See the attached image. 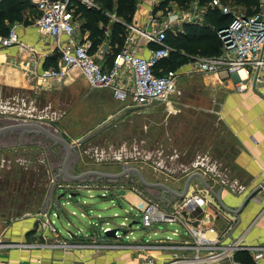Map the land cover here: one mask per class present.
I'll list each match as a JSON object with an SVG mask.
<instances>
[{
	"label": "rangeland",
	"instance_id": "rangeland-1",
	"mask_svg": "<svg viewBox=\"0 0 264 264\" xmlns=\"http://www.w3.org/2000/svg\"><path fill=\"white\" fill-rule=\"evenodd\" d=\"M138 2L139 0H136V3ZM228 5L231 9L240 11L238 6ZM87 6L97 8L100 7V3L91 0ZM189 9L190 6L182 8L178 4L165 2L162 10L157 14L158 21H164L168 12L175 13L178 10L188 12ZM26 11L22 20L15 22L32 25L25 22V17L34 15L32 6ZM111 16L115 18L114 15ZM11 23L8 22L9 25ZM82 24L83 18L81 17ZM176 28H181V26L176 25ZM32 39L41 47L45 46L50 49L54 46L51 38L39 36L33 30L30 37L25 38V42L29 43ZM106 42L108 43L107 40ZM26 52L29 56L32 54L31 51L26 50ZM42 54L44 53L40 52V55ZM54 54L57 52L54 51ZM32 60L26 58V65L32 63ZM192 61L193 58L188 57V60L182 62L181 66L177 65L179 67L177 69L178 81L168 100L174 107L171 111L167 105L168 102L154 103L151 105L154 110L150 109L147 112L148 106L139 108L134 106L131 100H126L124 105L121 104V110H117L116 117H106L108 111L106 112L103 106H97L91 101L84 103L82 100L86 97L77 96L76 93L66 90L62 81L50 82L46 86L41 83L36 88L37 92L34 89L31 95L24 92L7 94V90H3L2 94L0 90V126L17 121L40 122L60 133L70 144H77L76 150L72 151L68 159V167L72 174L88 171L121 174L120 176L113 175V177L89 175L80 180H67L63 174H60L66 158V149L62 144L56 143L42 132H24L20 135V132L14 131L6 134L3 139H0V236H3L4 240L13 242L7 235L13 234L14 229L20 223H31L35 226L37 222L36 226H39L38 216L45 215L44 208L51 198L52 192L49 190L51 184L96 183L105 185L118 183L125 185L126 188L135 189L144 197L151 193L154 197L164 198L163 202L158 198L151 199L152 202L160 204L168 203L166 199L169 196L171 200L183 199V197L166 193V188L160 184H166V186L168 184L171 187L182 186L178 189L182 193L190 174L201 178L200 174L194 173L203 174L204 160L193 159L189 156L172 158L170 154L173 147L187 149L190 140H194L198 132L204 136L207 131L204 125L210 126L208 130H214L213 137L216 136L215 132L223 135L228 132L221 126L222 120L219 113V107L225 95L223 87L215 80L205 83L201 74L186 73ZM73 72L79 73L78 70ZM28 77H30L29 74ZM201 88H208L209 91ZM94 98L92 95L88 97L89 100ZM125 106H129V109ZM196 126L199 131H196ZM81 139H84L82 143H80ZM197 181L201 185L202 180L200 182L197 179ZM147 183L155 185L150 186ZM192 188L193 186L190 191ZM63 193V189L58 190L55 202H59L66 211L61 213L60 219L56 215L58 208H52L51 212V217L59 229L62 228L63 223L66 224L63 220L66 216H70L72 211L76 212L77 217H81L82 210L85 208L86 216L82 218L86 221L91 220V217L94 221H98L100 215L108 217L109 220L113 219L115 222H111L110 225H114L115 223L120 224L124 216H128L132 221H139L133 226L135 229L140 230L143 226L140 216L147 206L145 202L137 210L131 208V204L127 201L121 200L119 203L118 199L111 202L110 198H102L97 191L93 192V197L90 196L91 193L84 191L75 199L67 192L59 198ZM122 193L126 194V190H120V194ZM128 200L133 201L134 199ZM115 213L120 216L114 217ZM71 218L74 219V216ZM41 224L45 226L44 223ZM166 228L169 232L175 228H178L181 233L186 232L185 228L179 224H166ZM61 235L70 238L69 234ZM76 235L83 239L84 235L90 234ZM128 235L129 237L126 234H120L123 242L119 239L120 242L116 244L96 245L125 247L124 241L134 240V237L145 241L147 238L154 239L161 236ZM40 236L42 237L40 238L41 243H46L45 234ZM107 238L113 239L112 236ZM71 244L84 245L85 243Z\"/></svg>",
	"mask_w": 264,
	"mask_h": 264
},
{
	"label": "crops",
	"instance_id": "crops-1",
	"mask_svg": "<svg viewBox=\"0 0 264 264\" xmlns=\"http://www.w3.org/2000/svg\"><path fill=\"white\" fill-rule=\"evenodd\" d=\"M164 4L165 2L161 6H156L151 0H139L136 3V11L132 22L127 24L128 34L126 39L129 36L133 38L132 41L136 45V50L140 55L148 57L150 55V47L153 44H148L129 25L142 29L152 28L151 17L155 15L159 19L157 14L160 13ZM180 11L178 10L177 13ZM36 15L37 12L34 11L33 17L28 16V18L35 19ZM180 26L183 27V24H180ZM32 30L36 31L40 36V32L35 27V24H20L18 27V33L23 41H25V38L30 37ZM83 35L89 38L87 31L83 32ZM106 40L99 47L104 46L103 44L106 43ZM107 41L110 53L113 47L109 40ZM29 44L34 46V57L32 55L29 56L26 50H21L17 46L0 48V90L2 94L3 90H7V94L11 92L18 94L19 92H24L31 95L34 89L38 88L41 83L46 86L50 82L62 81L65 84L66 90H70L74 94L76 93L77 96L86 97L82 100L84 103L91 101V103H96L97 106H103L104 110L108 111L106 117H116L118 115L116 114L117 110H121V104L124 105L125 102L117 99L109 88L92 87L80 72L74 73L71 71L63 79L51 81L36 80L33 77H28V68L33 64L30 63L29 65L31 66L26 65V58L33 59V61L38 60L40 62L39 65L44 63V66L45 62L54 55V51L58 54L57 60H55L56 63L60 55L56 49L55 42L54 46L50 49L45 46H39L38 43H35L34 39L30 40ZM40 52L44 54L40 55ZM109 53L104 56L107 65H109L107 61ZM55 61L50 63V65L55 63ZM188 66L186 73L190 75L201 74L205 83L215 80L223 87L225 95L219 107V113L222 120L221 126L222 128H226L228 132L224 135L220 134V132H215L216 136L213 137L214 130H208L210 126L204 125V128L207 129L204 136H202L201 132H198L195 135L196 138L192 141L190 140V145L186 147L187 149L182 150L173 147L170 154L172 158L177 159L182 156H189L193 157V159L204 160L203 174H194L203 175L207 185L204 184L202 177L201 179L197 176L193 177L190 174L188 179L192 178L188 190H190L191 186H193L192 190L204 186L210 191V194L207 195L209 202L203 206L198 204L192 205L191 209L188 212L186 211L185 217L189 223L191 222L194 225L199 223L203 226L213 227V229L207 228L205 234L217 244H231L241 239V244L251 246L252 248L251 251H237L235 258L244 262L238 257L239 255H243L245 258L251 259L252 262L253 255L257 249L264 247V84L260 85L257 90H238L235 76H226L225 74L218 76L200 72L193 65ZM27 78L30 79L28 80ZM201 89L204 91L208 90V88ZM35 91L37 92V89ZM90 95L95 98L89 100L88 97ZM151 105L146 108L147 112L150 109L154 110ZM167 105H169L170 111L174 110V107L169 102ZM125 108L129 109V106H125ZM196 131H199L198 126H196ZM17 135L19 136V134ZM3 137L5 135L0 139H3ZM164 157H167V155H164ZM197 179L200 182L202 180L201 185H199ZM258 186H261L260 190L252 195L253 190ZM167 187L175 192H179L178 189L182 186L171 187L167 184ZM60 189H63L64 193H69V196L74 199L84 191L91 193L90 196L93 197V192L97 191L102 198H110L111 202L118 199L119 203L121 200L127 201L131 204V208L137 210H139V207L144 202L147 205L151 199L158 198L154 197L151 193L146 194L144 197V195H140L135 189L126 188L125 185L118 183L105 185L96 183L51 184L49 189L52 192L51 198L49 204L44 208L45 215L43 217V214L38 216V221L40 220L39 226H36L37 222L35 226L31 225V223H20L14 229L13 234L7 235L12 241L30 242L32 245L17 246L5 250L0 255L2 264H141L146 254L153 256L155 262L161 264L174 258L177 250L173 248L152 249L154 245L178 244L188 240V232L184 223L181 222L163 223L164 225L156 224L151 228L142 226L140 230H137L133 226L139 223V221H132L128 216H124V220L120 224L115 223L114 225H110L111 222H115L113 219L109 220L107 219L108 217L100 215L98 221H94L93 217H91V220L86 221L82 218L86 216V208L82 210L81 217H77L76 212L72 211L71 215L66 216L63 220V222L66 221V224L63 223L62 228L59 229L56 226L55 220L51 217V212L52 208H58L59 210H57L56 215L60 219L61 213L66 211L59 202H55L57 198L56 194ZM122 189L126 190V194H120V190ZM165 191L166 193H171L166 189ZM64 193L59 198L64 196ZM171 194L172 196L176 195L175 193ZM169 198L170 196L166 199V202ZM128 199L134 200L130 201ZM158 199L161 202L165 200L164 198ZM71 216H74V219ZM116 216L120 215L115 213L114 217ZM41 223H44L45 226ZM166 224H179L185 228L186 232L181 233L178 228L169 232ZM114 228H116L115 234L119 236H112L113 239H108L107 237L111 235H107V237L106 235H102L111 234L106 233V231ZM41 234H45V238H47L45 241L50 245H37L42 244V239H40L42 238ZM61 234H75V236L70 235V238H65ZM76 234L90 235H84V238L80 239L81 236ZM120 234H126L127 237H129L128 234H154L155 236H161L154 239L147 238L145 241L134 237V240L124 241L125 247H119L118 245H114L113 247L96 245L116 244L121 240ZM55 241L85 244L70 247L51 246ZM121 241L123 242V240ZM182 253L189 257L193 256L191 251ZM223 260L213 261L210 264H234L233 261L223 263ZM258 264H264V256L259 260Z\"/></svg>",
	"mask_w": 264,
	"mask_h": 264
},
{
	"label": "built area",
	"instance_id": "built-area-1",
	"mask_svg": "<svg viewBox=\"0 0 264 264\" xmlns=\"http://www.w3.org/2000/svg\"><path fill=\"white\" fill-rule=\"evenodd\" d=\"M1 1V0H0ZM88 5L91 0H77ZM154 5L161 6L163 2L177 5L172 0H151ZM37 15L33 21L40 35L52 38L59 51V60L56 65L44 67L38 60H32L28 68L30 77L36 80H61L69 72L78 70L92 87L109 88L114 96L122 101L131 100L134 106L147 107L154 103L167 102L176 87L179 73L177 70H163L161 62L168 59L174 48L167 42L169 30L182 31L183 27L176 25L184 23H201L205 11L209 6H217L224 13H231V22L217 30L222 40L219 54L214 56H197L191 65L204 73L215 75L225 74L236 77L238 90H257L264 84V0H260V10L256 14L248 15L242 11H235L222 2L210 0L208 4L201 5L199 0L191 3L188 12L182 10L177 13L168 12L164 21H158L155 15L151 17L152 28H138L136 30L150 47V55L145 57L136 50L130 36L124 46L114 58L113 64L105 63V55L109 53V44L99 47L91 53V39L83 35L81 20L75 12L74 0H32ZM19 24L13 23L6 35L0 34V48L17 46L21 50L31 51L35 56L34 46L23 41L18 33ZM209 189L200 187L188 190L183 199H169L165 204L149 201L140 216L143 227L151 228L156 224L181 222L188 232V240L178 244L154 245L152 249L173 248L176 255L161 264H210L213 261L230 258L234 264H258L264 256V247H259L253 255V261L245 263L235 258L237 251H251V246L241 244V239L231 244H217L205 234L210 226L192 224L187 221L184 213L191 206H203L209 202L207 195ZM31 243L4 240L0 236V255L5 250L14 247L30 246ZM50 245L48 242L37 244ZM51 246H75L68 242L55 241ZM193 253L192 257L182 252ZM0 264H2L0 259ZM141 264H157L155 258L146 254Z\"/></svg>",
	"mask_w": 264,
	"mask_h": 264
},
{
	"label": "trees",
	"instance_id": "trees-1",
	"mask_svg": "<svg viewBox=\"0 0 264 264\" xmlns=\"http://www.w3.org/2000/svg\"><path fill=\"white\" fill-rule=\"evenodd\" d=\"M100 7H91L74 0L75 12L83 18L82 32L89 33L92 41L90 52L94 53L99 45L105 40H109L113 50L107 55L108 66H111L118 52L122 49L128 34L127 24L132 22L136 11V0H96ZM182 8H188L195 0H172ZM201 5L208 4L210 0H199ZM225 4L236 5L240 11L253 15L260 10V0H222ZM32 6L36 11L32 0H1L0 1V34L6 35L9 28L17 20H22L24 12ZM35 8V9H34ZM37 12V11H36ZM114 15L115 18H112ZM233 18L231 13H224L217 6L207 7L204 20L201 23H184L183 30L173 32L168 31L167 42L174 50L168 59L161 62L163 70H177V65H182L189 58L197 56H214L220 53L222 40L217 34V30L227 26ZM34 18H26L27 24H33ZM7 22H12L10 25ZM58 54H54L44 67L56 65ZM50 65V63L54 62ZM245 263H250L251 259L243 255L238 256Z\"/></svg>",
	"mask_w": 264,
	"mask_h": 264
},
{
	"label": "water",
	"instance_id": "water-1",
	"mask_svg": "<svg viewBox=\"0 0 264 264\" xmlns=\"http://www.w3.org/2000/svg\"><path fill=\"white\" fill-rule=\"evenodd\" d=\"M14 131H18L20 132V135L23 134L24 132H42L44 133L48 138L52 139L53 141H55L56 143H60L62 144L65 149H66V158L65 161L63 163V167L60 169V174H63L67 180H80L82 178H84L85 176H89V175H99V176H108V177H113L114 176H120L121 174H106V173H101V172H97V171H88V172H84V173H78V174H72L71 171L69 170L68 167V159L70 157V154L72 153V151L76 150L77 144H70L68 142V140H66L64 137H62L60 135V133L53 131L51 128H48L47 126H44L42 123L37 122V121H17L14 123H8L5 125L0 126V137L3 135H6L10 132H14ZM84 141V139L80 140V143H82ZM1 146V144H0ZM200 176L202 177V175L200 174ZM192 177H190L183 189V192H175L173 190H171L169 187H167L165 184H160L162 187L166 188L169 192L171 193H175L177 196L180 197H184L185 194L188 192L189 186H190V180ZM203 178V177H202ZM204 180V178H203ZM148 185H155L154 183H147ZM204 184H206L205 180H204ZM261 186H258L255 190H253L252 195L255 194L256 192H258L260 190ZM214 194L215 192L212 191ZM251 195V196H252ZM217 196V195H216ZM218 197V196H217ZM186 214V213H184ZM106 233H111V234H106L107 235H111V236H118V234L116 233V228L114 229H109L106 231ZM71 236H75V234H70ZM231 261L230 258H224L223 263H227Z\"/></svg>",
	"mask_w": 264,
	"mask_h": 264
}]
</instances>
